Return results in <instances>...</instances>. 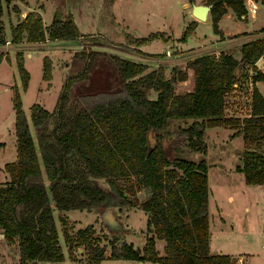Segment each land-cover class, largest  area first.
Segmentation results:
<instances>
[{"label": "trees", "instance_id": "16d2710c", "mask_svg": "<svg viewBox=\"0 0 264 264\" xmlns=\"http://www.w3.org/2000/svg\"><path fill=\"white\" fill-rule=\"evenodd\" d=\"M3 1L8 4L11 0H0V35ZM245 1L206 0L205 4H211L213 32L221 35L217 23L228 8L245 19ZM254 1L264 5V0ZM194 23L185 26L180 41L191 33ZM9 29L10 43L22 39L28 42L46 38L79 39L83 35L72 14L59 9L53 11L46 26L40 13L31 10L17 24H10ZM260 30H264V25ZM156 35L160 32L130 38L139 44ZM2 41L5 40L0 38ZM95 51L83 42L79 53L85 59L84 65L65 79L53 110L48 111L39 103L30 106L29 121L36 130L34 134L22 109L19 90L13 87L16 156L4 164L9 179L0 184V233L6 242L17 243V264L63 259L53 207L89 211L99 206L142 209L152 236L146 237L141 248L113 236L107 241V251L104 245H99L90 224L78 228L73 235L64 230L69 259L76 260L74 249L82 246L85 264H100L103 259L160 264H239L229 254L210 252L207 164L204 159L181 158L177 155L176 141L179 138L191 150L202 151L204 129L227 126L233 130L232 136L241 135L248 146L240 152L242 163L235 169L242 173L246 184L264 183L261 149L264 97L253 84L248 115L230 116L224 111L225 96L231 91L241 65H250L255 70L253 83L264 80V69L257 70L255 65L259 58L264 60V37L242 43L239 59L227 52L218 56L199 55L188 60L185 69L171 67L168 77L162 68L145 71L147 66L142 62L105 53L116 71L115 94L101 101L93 100L90 93L70 100L72 83L86 77L98 53ZM14 57L24 90L29 74L21 52H16ZM2 59L9 61L7 54L0 52ZM186 68L192 70L193 86L189 91L176 93L173 84L186 80ZM41 77L44 80L51 77L47 56L42 59ZM149 90L156 92L155 98L148 97ZM187 117L193 119L188 126L176 132L168 130V119ZM148 132L154 138L152 147L147 143ZM165 137L173 145L171 155L164 151ZM139 190L145 192L142 200L136 195ZM155 239L164 241L162 254L155 248Z\"/></svg>", "mask_w": 264, "mask_h": 264}, {"label": "rangeland", "instance_id": "374dc122", "mask_svg": "<svg viewBox=\"0 0 264 264\" xmlns=\"http://www.w3.org/2000/svg\"><path fill=\"white\" fill-rule=\"evenodd\" d=\"M34 1V0H33ZM43 7L40 9L42 22L49 24L53 11L59 9L62 12L68 10L74 19V22L82 33L79 39H61L44 42H21L8 43L6 34H10V20L15 17L16 24L27 13V0H11L8 4L3 1V11L1 20L3 23V31L0 35L5 41L0 42V52L7 54L12 58L11 64L9 61L0 63V142L3 146L0 148V184L8 181V174L4 170V164L13 161L16 156V141L13 129L14 109L12 104L13 87L16 86L19 90L21 98V106L26 115L28 123L30 106L33 103H39L48 111L53 110L58 93L65 79L79 72L85 62L84 57L79 51L83 50V42H87L89 48L96 50L98 53L94 55L92 68L88 71L86 77L76 80L72 83L69 90L70 100L79 94L90 93L92 99L101 101L106 97L115 94L117 87L116 71L110 60L106 57L107 54H114L133 61L146 63V70L149 71L156 68H162L164 76L168 77L171 74V67L181 68L184 51L179 48V36L185 26L192 22L193 19L189 14L191 3L189 0H41ZM206 0H193L192 3H205ZM39 2V0H38ZM38 4V3H37ZM14 8L16 9L14 11ZM28 10V11H27ZM255 18H252L249 11L247 17L236 19L224 18L221 28L225 32L247 31L244 35L230 34L227 36L230 40L228 44L237 45L238 39L235 37L247 36L262 37L264 30L257 29L264 25V5L256 9ZM255 11V12H256ZM15 25V24H14ZM5 27V33H4ZM159 30V31H157ZM250 30V31H248ZM168 31L173 37L168 42L165 40V33L160 32L154 38L137 43L131 38L146 37L150 32ZM249 36V37H248ZM131 37V38H130ZM225 39L221 35L214 33L212 30L211 20L200 21L194 23V28L186 37V42L182 44L183 48L190 45H196L197 40L209 42L215 38ZM161 41V42H160ZM162 44V46H161ZM218 43H208L202 47L201 52H211V55L218 56L220 50L216 45ZM222 46L224 49L228 46ZM169 45V46H168ZM231 46L228 52L233 56L239 55V47ZM162 47V48H161ZM164 50L165 48H168ZM148 50L150 53L139 52L138 49ZM30 49L32 57H25ZM38 49H42L38 50ZM95 51V52H96ZM219 53H214L218 52ZM21 52L24 59V67L28 71L29 79L26 88L23 90L20 85V78L15 64V53ZM78 52V55L75 53ZM47 56L50 60L51 77L49 80H44L42 74V59ZM177 56V57H175ZM25 57V58H24ZM260 60V58L258 59ZM257 60V62H258ZM256 62V63H257ZM250 65H241L239 72H236V81L230 92L225 96V113L230 116L243 117L250 112V92L252 85L248 83V73ZM174 92L183 93L189 88V83L184 81L174 82ZM89 86V87H88ZM88 87V88H85ZM264 88V85H263ZM156 92L148 91L149 98H155ZM71 102V101H70ZM192 118H170L168 119L167 128L170 131L185 128L188 126ZM30 131L35 133V129L30 125ZM232 129L227 126H215L205 128L203 132L204 149L202 151L191 150L185 145L183 140L179 138L176 141L178 153L181 158L191 161L204 159L207 164V184H208V201H209V219L212 226V239L218 243L224 244L223 235L226 233L231 242L240 234L251 231L249 234L253 239L254 230L264 227V192L253 189L247 193L244 192L243 199L240 195H236V190L239 184H244L242 173L234 171V167L241 165L240 152L248 147L244 145L240 135L232 136ZM153 136L149 135V141ZM163 140L164 151L171 155L173 150L172 144H169L165 138ZM263 143L261 149L264 151ZM263 147V148H262ZM42 169V168H41ZM44 178V177H43ZM44 181L45 178H44ZM251 188V187H248ZM49 201L51 198L47 190ZM230 193L232 199H227V194ZM139 200L145 196L143 190L136 192ZM256 199V203L253 199ZM241 200V201H239ZM216 206L221 215L231 216V225H223L222 233H217L220 229L217 222ZM237 210H236V209ZM247 208V211L243 209ZM256 209L257 213H254ZM112 212L115 219L119 221V227L114 229L108 226L106 216ZM238 213L239 222L234 221V213ZM52 214L55 222L56 231L58 234V244L61 248L63 259L61 261H44V264H80L85 261V252L82 246L74 249L76 262L71 261L67 256V245L64 242L62 232L66 230L73 235L78 228L90 224L94 227L95 234L99 238V245H104L108 251V240L113 236L121 240L131 242L134 247L141 248L147 236H152L151 230L146 226V213L138 207H93L91 210L68 209L59 210L52 208ZM233 217V218H232ZM246 219L248 221L246 222ZM244 221L246 223H244ZM248 235V234H247ZM248 240L247 237H243ZM249 238V237H248ZM254 242V240H253ZM4 246L0 239V264H17L18 250L17 246L6 242ZM163 240L155 239V248L162 253ZM4 246V247H3ZM118 260V259H117ZM260 256L251 259L252 264H259ZM129 262V263H128ZM83 263V262H82ZM85 263V262H84ZM137 260L119 259L118 263H113L110 259L102 264H139ZM143 264H160L152 262H144Z\"/></svg>", "mask_w": 264, "mask_h": 264}, {"label": "crops", "instance_id": "0c3cea01", "mask_svg": "<svg viewBox=\"0 0 264 264\" xmlns=\"http://www.w3.org/2000/svg\"><path fill=\"white\" fill-rule=\"evenodd\" d=\"M27 1L29 2V6H27L28 10H30V11L31 10H35V11H38L40 13V9L43 7L41 0H39V2H38V0H34V1L33 0H27ZM250 1H252L256 5V9H258V7L261 4L259 1L249 0V2ZM201 4H205V3H201ZM261 5H263V4H261ZM245 6H246V10H247L248 4L246 2H245ZM189 10H190L189 14L191 15V18L193 19V21H195V23H199L200 21H207L208 19H210L209 12L207 13L205 20H198L194 16H192V14H191V6H190ZM247 12H248V10H247ZM255 13H257V11ZM23 14H26V13H23ZM40 16H41V13H40ZM251 16H252V18H255L256 17V14H251ZM246 17H247V14H246ZM224 18H227V19H236V15H235V13L230 8H228L227 11H226V13H224L221 16V18L219 19V21L217 23L220 31L222 32V36L225 39H220V37H218V38H215L214 40H211L209 42H203L202 40H197L196 43H195L196 45H190L187 48H183L182 47V44H184V42H186L185 41L186 39L184 41H180V46H179L180 48L179 49L181 51H184V55H185L183 57V60L181 61V63H182V65H181L182 69H185V65H186V62L188 60H190V59H192V58H194L196 56H199V55L210 54L211 53V52H201L203 50L202 47H204L206 44L212 43V42L218 43L216 46L219 49H216V50H220L222 52L229 53L228 51L231 50L230 47L231 46H234V44H231V43L228 44L227 41H229L230 39L227 38V36L230 35V34H237V33H239V35H241V34L244 35L243 33H246L247 32V31H237V32H233L232 33V32H225V31H223L222 28H221V25H222V21H223ZM10 22H11L10 24H13V25L16 24L15 17H12L11 20H10ZM43 25L46 26L47 24H44L43 23ZM261 27H263V26H261ZM261 27H259L257 29H260ZM157 31H159V30H157ZM248 31H250V30H248ZM160 32H163V33L166 32L165 35H164L165 36L164 38H166V39L165 40H161V41L162 42H168V44L170 45V39L173 38V37L168 38L169 36H171L168 33V31H160ZM4 33H5V27H4ZM5 34H6V40L9 43L10 34H9V32L8 33H5ZM246 37L247 36H241V37H235L234 38L235 40L238 39V40H236L237 41V45L234 46V47H239V55L238 56H233L231 54L234 58H236V59H239L240 58V46H241L242 43H244L246 41H249V40H252V39H255L258 36L252 37V38H248L247 40H246ZM262 37H264V36H262ZM49 40L52 41V40H61V39H48V38H46L44 41H49ZM23 41L24 42H28L25 39H22L18 43H21ZM44 41H40V42H44ZM18 43H16V46H17ZM225 44H228V46L226 48H224V49H221V47L222 46H225ZM161 46H162V44H161ZM137 49H138L139 52H142V53H150L148 50L139 49V48H137ZM166 49H169V47L168 48H165L164 50H166ZM32 50H36V49H30L28 51V53L25 54V57L31 58L32 57V53H31ZM38 50H41L42 51V49H38ZM220 51L214 52V53L216 54V53H219ZM175 57H177V56H175ZM260 60H262L263 63H264V60L262 58H260ZM3 61H4V59H2L0 61V63H2ZM11 62H12V58L10 57L9 63L11 64ZM141 62L142 63H146V62H144L142 60H141ZM23 63H24V59H23ZM257 64H259V63H257ZM260 66H262V65L260 64ZM186 72H187V81L189 83V88L187 90H185V91H189L192 88V86H193V75H192V70L190 68H186ZM263 85H264V80H259V81H256L254 83V86L256 87L257 91L264 97V88H263ZM207 128H209V127H207ZM263 144H264V142H263ZM263 147H264V145H263ZM234 171H236V172L239 173V171H237L235 169V167H234ZM248 187H251V188H248ZM252 187H254L255 190L257 189V190H260V191H263L264 192V183H262V184H246L244 182V184H239L238 185V188L236 190V195H238V196L240 195L241 200H242L243 199V196L242 195L244 194V192L247 191V193H248L250 191V193H251V190L253 189ZM208 195H209V193H208ZM208 197L209 196H207V202H208V218H209V201H208ZM227 199L229 201L232 199V196H231L230 193L227 194ZM241 200H239V201H241ZM253 200L256 203V199L254 198ZM243 210L244 211H247L248 209L247 208H244ZM252 213L253 214L251 216H249V217H253L254 213H257L256 212V209H254V211ZM110 214L114 218L112 212H110ZM215 216H217V219L216 220H217V222L219 223V226H220V229L217 230V233H222L223 230L221 229V227L223 225H226V224L231 225V220H232V219H230L231 216L221 215L220 212H219V210H218V207L217 206H216V215ZM233 217H234V221H235V219L237 221L238 220L237 219L238 218V213L235 212L234 215H233ZM115 220L118 221L117 219H115ZM247 221H248V219H246V222ZM210 222H211V220L209 219V250H210L211 253H226V254H229L230 256L234 257L239 264H252L251 259H253V258H256L257 259V257L260 256L261 261L259 262V264H264V245H263V241H264V227H261L259 229L254 230L255 232H257L256 234H254V238L255 239H253L249 235L251 233V231H245L246 232L245 234L242 233L244 231H241L240 234H243V235L242 236H238L236 239L233 240V242H231L230 238L225 233L223 235V238H222L223 241H224V244H222V243L220 244V243L217 242V240H215V239L213 240L212 239V230H211L212 229V226L210 225ZM237 222H239V221H237ZM246 222L244 221V223H246ZM243 237H247L248 240H245ZM0 239L3 241L4 246H6L7 243L4 240V238H3V236H2L1 233H0ZM159 240H161V239H159ZM253 240H254V242H253ZM13 243L17 246V243L16 242H13ZM10 244H12V243H10ZM17 250H18V247H17ZM160 254H162V253H160ZM17 258H18V256H17ZM106 260H108V259L101 260L100 261V264H102ZM110 260L113 261V263H118V260L119 259L118 260L117 259H110ZM125 260H134V259H125ZM71 261L76 262V260H71ZM53 262H56V261H53ZM84 262L85 261H81L79 263L80 264H85ZM144 262H148V261H143V262H140L139 264H143ZM36 264H44V261H40V262H38Z\"/></svg>", "mask_w": 264, "mask_h": 264}, {"label": "water", "instance_id": "95a60500", "mask_svg": "<svg viewBox=\"0 0 264 264\" xmlns=\"http://www.w3.org/2000/svg\"><path fill=\"white\" fill-rule=\"evenodd\" d=\"M211 7V4H201V3H191V14L192 16H194L196 19L198 20H205L207 13L209 12ZM259 63V64H257ZM256 63L257 67L260 68V70L264 69V63L262 60H258V62ZM260 64L262 66H260ZM149 135L150 132L147 133V143L149 147H152L154 144V138H152V140L150 139L149 141ZM106 220L108 223V226L117 229L120 225L119 222L116 221L111 214H107L106 216Z\"/></svg>", "mask_w": 264, "mask_h": 264}, {"label": "built area", "instance_id": "2783aa9c", "mask_svg": "<svg viewBox=\"0 0 264 264\" xmlns=\"http://www.w3.org/2000/svg\"><path fill=\"white\" fill-rule=\"evenodd\" d=\"M245 2L248 4L249 0H246ZM255 9H256V7H255L254 3L252 1H250V5L247 6V10L252 14V12H254ZM256 62H255V65H256ZM256 68H257V70H260V68H258L257 65H256ZM254 74H255V70H253L252 68H250V71L248 73V83H249L250 86L253 83L252 76ZM250 94H251V92H250ZM263 245H264V241H263Z\"/></svg>", "mask_w": 264, "mask_h": 264}, {"label": "bare ground", "instance_id": "6f19581e", "mask_svg": "<svg viewBox=\"0 0 264 264\" xmlns=\"http://www.w3.org/2000/svg\"><path fill=\"white\" fill-rule=\"evenodd\" d=\"M248 5H250V2L248 3ZM255 5V4H254ZM255 7H256V5H255ZM256 10V9H255ZM255 10H254V12H252V14H254L255 13Z\"/></svg>", "mask_w": 264, "mask_h": 264}]
</instances>
